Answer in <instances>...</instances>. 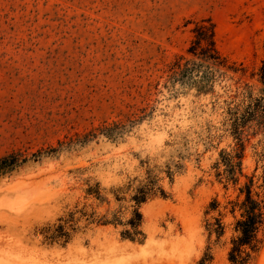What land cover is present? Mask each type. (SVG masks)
<instances>
[{
    "label": "rangeland",
    "instance_id": "1",
    "mask_svg": "<svg viewBox=\"0 0 264 264\" xmlns=\"http://www.w3.org/2000/svg\"><path fill=\"white\" fill-rule=\"evenodd\" d=\"M202 18L243 71L215 94H171L161 87L168 65L188 57L194 24L186 23ZM263 59L264 0H0V157L57 147L141 108L150 113L122 139L99 137L0 178V264H198L208 247L210 264H231L228 202L238 186L220 181L215 167L237 142L224 126V101L239 85L261 87ZM263 149L262 135L246 142V175L262 172ZM149 171L169 196L141 205L142 242L79 212L69 243L45 240L48 227L82 209L108 218L122 211L126 220L133 186ZM214 199L219 210L206 214ZM219 211L227 229L216 242L206 225ZM252 264H264V246Z\"/></svg>",
    "mask_w": 264,
    "mask_h": 264
},
{
    "label": "trees",
    "instance_id": "2",
    "mask_svg": "<svg viewBox=\"0 0 264 264\" xmlns=\"http://www.w3.org/2000/svg\"><path fill=\"white\" fill-rule=\"evenodd\" d=\"M193 23V39L187 49L188 57L180 55L168 65L163 89L171 94H179L182 91L194 89L198 94H215L217 85H221L230 73L237 74L243 71L237 63L231 62L219 50L216 38V27L210 18H202L196 21L188 20L186 24ZM261 87L255 92L248 83L237 86L234 94H229L224 101L226 117L224 126L235 138L236 147L231 152L221 151L220 159L216 163L217 177L223 180L227 186H238L236 199L228 202L229 211L234 217L233 232L228 251V260L231 264H252L260 254L264 246V165L262 172L257 174L258 167L251 175L244 173L243 160L245 157L246 142L250 137L262 135L264 140V59L258 72ZM230 91V86H224ZM147 108H141L133 113L125 121L115 120L104 122L89 132L68 140L59 141L58 146H50L40 149L35 153H27L22 150L12 151L0 157V178L12 174L17 169L31 161H40L44 157L54 156L63 149H71L77 145H84L99 137L117 141L122 139L134 125L149 117ZM264 160V149L259 154ZM223 169H220L221 167ZM180 168V167H177ZM170 178L173 169L168 170ZM246 181L241 183V178ZM89 194H95L102 198L98 187H90ZM169 194L159 184V180L152 171L137 186H133L130 201L134 203L131 215L123 219L122 211H115L108 218L106 215L98 217L95 212L88 213L85 209L71 212L65 219H60L56 227H48L45 230V240L49 243L59 242L66 245L70 242L72 233L78 227L76 213L85 216L89 223L98 225H122L121 237L130 241L142 242L146 234L142 229L143 214L140 211L142 204L157 197L168 198ZM118 200H122L118 197ZM220 203L214 199L208 206L206 214L217 211ZM227 208V207H225ZM223 213L213 222L208 221L206 230L209 239L216 235V242L225 235L227 226L223 221ZM214 259L211 247L207 248L198 264H210Z\"/></svg>",
    "mask_w": 264,
    "mask_h": 264
}]
</instances>
